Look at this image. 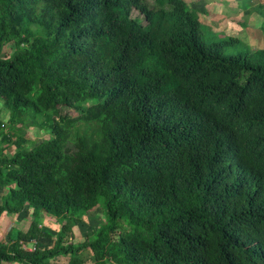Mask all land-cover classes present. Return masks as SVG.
Here are the masks:
<instances>
[{
  "label": "trees",
  "instance_id": "obj_1",
  "mask_svg": "<svg viewBox=\"0 0 264 264\" xmlns=\"http://www.w3.org/2000/svg\"><path fill=\"white\" fill-rule=\"evenodd\" d=\"M200 28L183 0H0V217L28 215L0 264H264V49Z\"/></svg>",
  "mask_w": 264,
  "mask_h": 264
},
{
  "label": "rangeland",
  "instance_id": "obj_2",
  "mask_svg": "<svg viewBox=\"0 0 264 264\" xmlns=\"http://www.w3.org/2000/svg\"><path fill=\"white\" fill-rule=\"evenodd\" d=\"M152 3L153 0H146ZM189 9L199 18L201 23V34L203 40L207 44L217 43L226 37H234L238 42L233 44L224 45L223 52L226 56L251 54L257 50L264 49V0H183ZM133 16H138L136 10H133ZM13 51L11 44L6 45L3 49L4 55H8ZM63 114L67 113L70 116H75L74 112L68 109H60ZM7 120V114L0 108V121L3 124ZM26 139L31 140L33 144L38 145L49 138V132H42L38 128H34L26 132ZM12 150V149H11ZM1 195V191H0ZM27 213L23 212L17 215L8 216L2 214L0 217V243L5 241L2 234L3 226L9 228V221L15 228L20 229L27 225ZM9 218V219H8ZM8 219V220H7ZM8 221V223H5ZM39 222L43 233H50L55 235L59 225L56 219L41 213L39 215ZM105 222L103 208L96 207L95 211L88 213L83 217V221L77 228L74 229V234L77 239L73 242L79 243L82 241L81 236L90 235L91 231L98 228ZM38 247L45 248L51 245L50 240L44 238L38 239ZM31 245L27 246L28 249L35 246V241L30 240ZM86 260H88L86 258ZM66 259L57 258L51 261L50 264H65Z\"/></svg>",
  "mask_w": 264,
  "mask_h": 264
},
{
  "label": "crops",
  "instance_id": "obj_3",
  "mask_svg": "<svg viewBox=\"0 0 264 264\" xmlns=\"http://www.w3.org/2000/svg\"><path fill=\"white\" fill-rule=\"evenodd\" d=\"M199 19V18H198ZM3 189H1L0 188V191H2ZM2 194V193H1ZM20 215V214H19ZM11 217V216H10ZM16 216L14 215L13 216V218H15ZM9 219V218H8ZM7 219V220H8ZM10 222V224L8 223V221H6L5 223H8L10 226H9V228L8 229H6V225L7 224H5L4 226H3V231H2V234H3V236L5 237L6 236V233L11 229V228H15V226H13L12 224H11V222L12 221H9ZM25 228H26V225L24 224V226L23 227H21L20 229H17V230H21V231H23V230H25ZM35 241V240H34ZM67 261V260H66Z\"/></svg>",
  "mask_w": 264,
  "mask_h": 264
},
{
  "label": "built area",
  "instance_id": "obj_4",
  "mask_svg": "<svg viewBox=\"0 0 264 264\" xmlns=\"http://www.w3.org/2000/svg\"><path fill=\"white\" fill-rule=\"evenodd\" d=\"M34 247H35V246H32V247L29 248V249L27 248V250H29V251L34 250Z\"/></svg>",
  "mask_w": 264,
  "mask_h": 264
}]
</instances>
